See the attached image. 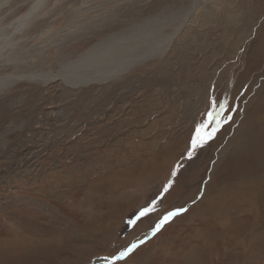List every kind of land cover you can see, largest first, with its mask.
Segmentation results:
<instances>
[{
  "label": "rangeland",
  "instance_id": "rangeland-1",
  "mask_svg": "<svg viewBox=\"0 0 264 264\" xmlns=\"http://www.w3.org/2000/svg\"><path fill=\"white\" fill-rule=\"evenodd\" d=\"M33 1L0 75L112 72L0 91V264H264V0Z\"/></svg>",
  "mask_w": 264,
  "mask_h": 264
},
{
  "label": "bare ground",
  "instance_id": "bare-ground-1",
  "mask_svg": "<svg viewBox=\"0 0 264 264\" xmlns=\"http://www.w3.org/2000/svg\"><path fill=\"white\" fill-rule=\"evenodd\" d=\"M7 1L8 0H0V5L6 3ZM41 2H42V0H34L33 3H32V5L25 12L21 13V15H19L17 18L13 19L12 22H10L9 26L14 23L15 24L14 27H15L16 30L21 29V26H23L26 23L25 21L27 19L30 20V18L33 17V15L35 14L36 9L40 6V3ZM0 32H1V30H0ZM12 33L13 32H2V33H0V52H2L5 47H7L9 44H11V43H9V41H10L9 38L12 36L11 35ZM262 36H263V41H264V30H263ZM171 41H172V38L170 37V38H168V39L165 40L164 45H163V48L160 47V46L159 47L165 50L168 47V45L171 43ZM156 48H158V47H156ZM161 51L162 50H160L159 53H161ZM106 52L108 53V55L110 54L111 50H110L109 47L108 48H105L102 51H99L98 53L97 52H94L92 54V56H90V58L88 56L87 57H83L79 61H83L87 65V63L89 61L94 62V61L97 60V58L98 59L107 58L108 56L107 57H104V54ZM159 53H154L153 52L152 54H159ZM150 54H151V50H149L145 54H139L138 56H135V57L131 58L126 63H122L121 64V62H120L119 65L122 68L126 69V68L132 66L136 62H139V61H141L143 59H146ZM132 56H134V55H132ZM4 62L7 63L6 61H4ZM96 64L97 63L95 62V65ZM116 67H117V65H116ZM124 69H121V72ZM114 70H116V68ZM103 72H104V75H102L100 73H93V74H90L89 76H85L84 75L85 78H81L78 75H75L74 77H69L68 76L69 75V72H66V73L59 72V73H55V74H51L50 72L49 73H36V72H34V73H26V72H18L16 74H13V73H4V74H1L0 75V91H2L4 88H6L7 86H9L10 83H12L13 81H15L17 79H23V78H26V77L33 78V79H36V80L45 81L46 80L45 76H49L47 79H49L51 77H57V76H59V77L64 78L66 82L72 83L73 85H77V84L84 83V82L87 83L88 81H95V80L101 81V80H104L108 75L111 74L112 70L110 69V70L103 71ZM119 72L120 71H116L112 75H117ZM81 75H83V74H81ZM70 79H72V80H70ZM262 137H264V135Z\"/></svg>",
  "mask_w": 264,
  "mask_h": 264
},
{
  "label": "snow or ice",
  "instance_id": "snow-or-ice-1",
  "mask_svg": "<svg viewBox=\"0 0 264 264\" xmlns=\"http://www.w3.org/2000/svg\"><path fill=\"white\" fill-rule=\"evenodd\" d=\"M220 108H223L224 106L223 105H219ZM213 108L215 109L216 108V105L214 104L213 105ZM218 115L217 111L213 110V111H209L207 113V118H208V123L207 124H202L200 127L197 128L196 130V138L192 141V144H193V148H195L196 146L198 145H202L203 143H206L207 142V139H211L212 136L214 135V132H215V129H213V132L211 133H207L206 134V138L204 136L201 135V132L203 129L207 128V127H210L212 123H216L217 127L220 126V121L216 120V116ZM230 119V117H229ZM191 154H189V158H190ZM175 174V173H174ZM150 209H145L143 210L140 215L143 216L145 214H147V212L149 211ZM184 211V209H180V210H177L176 212H170L168 213L166 216L163 217V219L159 222V224L157 225L156 227V230H159V228L165 223L167 222L168 220L171 219V217L175 216V215H178L179 212H182ZM141 243H143V241H141ZM137 247V245H133L132 248H135ZM132 248H129L127 249L126 251H123V252H120V254L118 256H114L112 258V262H110V264H114L115 261L117 260H121L123 259L125 256L128 255L129 252L132 251Z\"/></svg>",
  "mask_w": 264,
  "mask_h": 264
}]
</instances>
